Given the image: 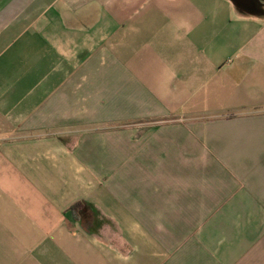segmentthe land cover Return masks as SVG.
I'll return each mask as SVG.
<instances>
[{
    "label": "crops",
    "instance_id": "0c3cea01",
    "mask_svg": "<svg viewBox=\"0 0 264 264\" xmlns=\"http://www.w3.org/2000/svg\"><path fill=\"white\" fill-rule=\"evenodd\" d=\"M0 264H264V0H0Z\"/></svg>",
    "mask_w": 264,
    "mask_h": 264
},
{
    "label": "water",
    "instance_id": "95a60500",
    "mask_svg": "<svg viewBox=\"0 0 264 264\" xmlns=\"http://www.w3.org/2000/svg\"><path fill=\"white\" fill-rule=\"evenodd\" d=\"M256 1H258V2H259V0H256Z\"/></svg>",
    "mask_w": 264,
    "mask_h": 264
}]
</instances>
